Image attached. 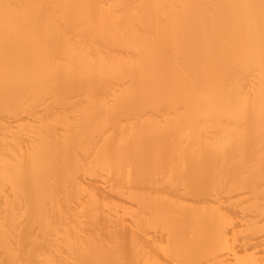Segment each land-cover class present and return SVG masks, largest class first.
<instances>
[{
  "label": "bare ground",
  "instance_id": "bare-ground-1",
  "mask_svg": "<svg viewBox=\"0 0 264 264\" xmlns=\"http://www.w3.org/2000/svg\"><path fill=\"white\" fill-rule=\"evenodd\" d=\"M0 264H264V0H0Z\"/></svg>",
  "mask_w": 264,
  "mask_h": 264
}]
</instances>
